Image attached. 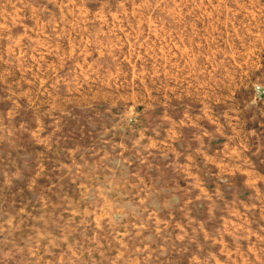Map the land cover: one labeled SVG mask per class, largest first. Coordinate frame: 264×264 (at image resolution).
I'll return each instance as SVG.
<instances>
[{
  "label": "rangeland",
  "instance_id": "1",
  "mask_svg": "<svg viewBox=\"0 0 264 264\" xmlns=\"http://www.w3.org/2000/svg\"><path fill=\"white\" fill-rule=\"evenodd\" d=\"M0 264H264V0H0Z\"/></svg>",
  "mask_w": 264,
  "mask_h": 264
}]
</instances>
